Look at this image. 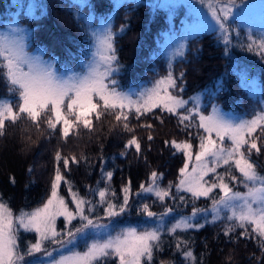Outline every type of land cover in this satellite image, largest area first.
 <instances>
[{"label":"snow or ice","instance_id":"6c2138e0","mask_svg":"<svg viewBox=\"0 0 264 264\" xmlns=\"http://www.w3.org/2000/svg\"><path fill=\"white\" fill-rule=\"evenodd\" d=\"M120 3L116 0L115 6ZM234 3L235 0L208 2L211 18L222 34L225 54L231 44L227 21ZM29 14L34 15L31 10ZM85 19L90 21L91 17ZM87 27L91 45L84 52L79 72L62 71L55 58H44V49L30 52L29 30L17 26L0 34V81L15 101L0 102V138L7 135L10 127L28 122L37 132L66 143L70 134L79 135L80 130H87L90 137L102 134L108 121L109 133L128 135L119 156L127 158L134 150L137 161L150 167L145 153L152 144L144 148L143 137L137 132L146 131L147 141L153 142L155 122L162 127L175 117L177 127L187 138L163 143L173 155L183 156V164L176 180L168 181L166 186L165 174L153 169L135 191L129 177L118 193L112 186L114 170H107L108 161L101 155V179L95 188L89 186V198L67 179L70 165H79L82 160L87 163V158L83 154L79 159L65 156L57 149L50 193L40 207L30 212L21 210L16 215L0 198V264H157L166 246L174 255L183 257L179 264H203L194 255V240L187 234L218 223L222 224L220 234L228 242L238 243L241 238L255 241L261 255L251 254L250 261L264 264V175L257 171L262 167L259 159L264 157V97L251 118H230L217 104H211L210 113L205 115L200 95L183 98L185 73L174 74L171 59L166 75L157 74L150 85L124 89L117 79L124 66L115 45L117 38L126 34L127 26L122 25L116 32L109 20L103 28ZM248 41L242 49L264 59V36L254 39L249 35ZM184 47L180 45L181 57ZM243 79L254 92V84L246 74ZM222 88L223 82L217 81L214 90L201 95L214 98ZM10 182L14 184L15 178L11 177ZM64 184L70 200L60 195ZM236 185H243L247 191H235ZM202 199L211 201L210 206L197 207ZM157 203L162 211L153 210ZM189 206L187 215L179 211ZM133 212L144 217L147 226L121 228L113 235L115 225L120 223L118 218ZM60 217L65 227L58 230L56 220ZM21 231L35 233V242L23 243ZM81 241L86 248L82 252L77 251ZM159 264L176 262L159 260Z\"/></svg>","mask_w":264,"mask_h":264},{"label":"trees","instance_id":"16d2710c","mask_svg":"<svg viewBox=\"0 0 264 264\" xmlns=\"http://www.w3.org/2000/svg\"><path fill=\"white\" fill-rule=\"evenodd\" d=\"M34 1L39 3L33 12L34 15H28L24 10L19 11L17 15L19 25L30 31L28 49H44L45 56L55 58L57 67L62 71L75 68L84 60V52L91 45L87 25L94 28L99 21L111 18L114 31L119 32L122 25L127 26L126 34L118 37L115 45L120 64L124 66V70L117 75L122 88L139 84L150 85L158 76L166 75L169 61L166 57L165 41L168 34L173 36V32L169 26L168 14L154 7L152 3H135L129 0L116 7L112 0H85L83 5L71 0ZM16 3L20 4L18 0H0V30L6 28V21L12 20V14L17 11ZM25 3L23 1L21 5L24 7ZM42 3H45L43 8ZM90 14L93 19L86 21L85 18ZM172 19L177 21L178 17ZM179 24H175V29H180ZM230 28L231 44L227 46V54L222 35L211 31L184 39V56L177 54L179 57L171 63L174 74L178 75L181 71L185 73L183 98L189 99L194 94L214 90L216 82L222 81L223 88L214 98L201 95L204 107L217 104L228 113L248 116L260 107V99L264 97V59L243 50L241 46L249 42V35L254 39H259L261 35L255 29L239 26L235 20L231 22ZM244 74L248 80L254 79L257 82L262 95L247 86L243 79ZM0 98H9V102H15L6 94L3 81H0ZM189 106H192L191 101ZM155 123L157 128L152 133L155 137L153 142L147 141L146 131L137 132L138 136L143 137L144 148H147L149 143L152 144L151 150L145 153L150 167H146L142 161H137L134 150L129 151L127 158L119 156L128 135L109 133L108 121L104 124L102 134L90 137L87 130H80L79 135L75 132L70 134L66 143L59 137L49 138L46 133L37 132L28 122L10 127L7 135L0 138V198L15 212L42 205L50 193L54 175L53 158L57 149L65 156L75 155L79 159L83 154L87 158V163L82 160L79 165H70L71 171L67 173V179L75 190L89 198V186L95 188L96 182L101 179V155L108 161L107 170H114L112 186L118 193L121 184L129 177L135 191L136 186L145 182L153 169L165 174L163 184L166 186L168 181L176 180L177 171L183 164V156L180 153L173 155L172 150L167 148L163 141L173 138L183 140L187 136L177 127L175 117L166 120L162 127L158 122ZM22 129L28 131L24 132ZM192 131L195 133L196 130L193 128ZM29 135L31 140L28 139ZM259 163L262 167L257 170L262 174L264 157H260ZM29 168L32 169L31 172L28 171ZM11 177L15 178L14 184L10 182ZM234 190L247 191L243 185H236ZM61 191L68 194V186L62 185ZM200 202L202 204L197 203V207L211 204V201ZM153 210L159 212L162 208L157 203ZM179 211L186 214L191 211V206ZM143 218L133 212L119 220L123 224H139ZM221 228L220 223L215 226L210 224L199 232L187 234L188 238L194 240L191 247L198 261L202 259L203 264H256L254 260L250 261L251 254L261 255L256 242L243 238L238 243L228 242L220 234ZM239 231L237 229V232ZM21 237L31 238L35 237V234H21ZM182 259L179 254L174 255L172 249H167V246L159 257V260H171L176 264Z\"/></svg>","mask_w":264,"mask_h":264},{"label":"rangeland","instance_id":"374dc122","mask_svg":"<svg viewBox=\"0 0 264 264\" xmlns=\"http://www.w3.org/2000/svg\"><path fill=\"white\" fill-rule=\"evenodd\" d=\"M18 1L20 2V4L17 5V3H16V10L17 11L12 14L13 16L11 17L12 18L11 23L6 21L5 22L6 28L0 30V34H2L3 31L11 32V29L13 27H17V26L25 29L24 27H21L19 25L18 18H17L19 11L21 12L22 10H24L28 15H30L29 14L30 10L33 13L35 11L36 7L39 6V3L35 2L34 0H18ZM23 1L26 2L24 7L21 5V3ZM71 1L79 3L80 5L85 4V0H71ZM131 1H133L135 3H138L140 1L150 2V3H152V5H154V7L162 9L168 14V21L170 23L169 26L171 27V32H173V36H170L171 34L170 35L168 34L166 36L165 48H166L167 61H170V59H171V62H173L175 59H177V57H179L176 55L181 50L180 45L183 44L184 39H187V38L195 36V35H199L201 33L211 32V31H215L218 34L222 35L221 32L219 31L218 26L215 24V21L211 18V13H210V10L208 8L209 0H204L203 3L201 2V0H131ZM112 2H113V4H116V0H112ZM125 2H129V0H121L120 4L125 3ZM213 2H214V0H213ZM44 4L42 3V8H43ZM176 16L178 17V20L173 21L172 18L176 17ZM88 17H91V20L93 19L92 14H90ZM109 20L111 21V18L108 20L99 21L98 25H96L94 28H103L104 24L107 23ZM234 20L236 21V23L239 26L255 29L261 36H264V0H235V3L232 5V14L230 15L229 20L227 21V24L229 25V27H230L231 22H233ZM177 22L180 23L178 25V27L180 29H175L176 28L175 24ZM174 29L176 31H174ZM178 30H179V32H178ZM230 34H231V32H230ZM36 49H39V48H34V49H30V50L28 49V50L30 52H32L33 54H35ZM44 58L49 59L50 57L45 56ZM81 64H82V62L77 67L72 68V69H68L67 71H64V72H68V71L79 72L81 70V68H80ZM249 81H252L254 84V88H255L254 92L262 95L260 88L257 87V82L254 81V79L249 80ZM131 87H143V85L139 84V85H134ZM128 88H126V89H128ZM198 95H200V104L202 107H204L200 93L194 94L192 97H196ZM4 100H7L9 102V98L8 99L7 98H0V102H3ZM186 100H188V99H186ZM205 107H206L205 115H207L211 111V105L210 106L206 105ZM219 107H220L221 112L230 118H240L241 117V116L236 115V114L234 115L232 113H228V112L224 111L221 108V106H219ZM259 108H257L256 110H258ZM251 116L252 115L250 113V115H248L247 118H251ZM242 117H244V116H242ZM106 122H105V124H106ZM133 123H135V121H133ZM261 175H264V172H262ZM136 188H138V187L136 186ZM60 195L65 196V198L68 200L71 199L70 195L66 194L65 191H61ZM200 201L205 202V200H203V199ZM200 201H198L197 203L202 204ZM208 206H210V204L205 205V207H208ZM70 207H74V206L70 205ZM34 209L35 208L29 209V210H23V211L30 212ZM13 212L16 215H18L20 213V211L19 212L13 211ZM188 213H190V212H188ZM188 213H186L185 215H187ZM144 220H145V218H143V221L139 224H123L120 221V223L115 225V231L113 232V235H115L116 232H118L121 228H126L129 226L137 227L138 229L145 227L147 225H145ZM56 227L58 230L63 229L65 227L64 220L62 217H60L56 220ZM21 232H22L21 234H31V232H29V233H25L23 231H21ZM21 239L23 240L22 242L25 244L29 241L35 242V237H31V238L27 237L25 239H23L21 237ZM85 250H86L85 245H84L83 241H81L78 244L77 251L82 252ZM54 255H56V254L54 253ZM41 259L46 261L47 257H41Z\"/></svg>","mask_w":264,"mask_h":264}]
</instances>
